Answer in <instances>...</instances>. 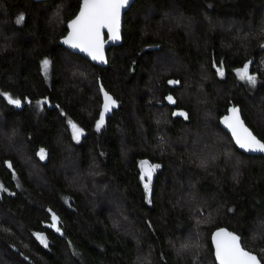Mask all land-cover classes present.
<instances>
[{"label": "trees", "instance_id": "obj_1", "mask_svg": "<svg viewBox=\"0 0 264 264\" xmlns=\"http://www.w3.org/2000/svg\"><path fill=\"white\" fill-rule=\"evenodd\" d=\"M80 1L0 0V264H216L218 227L260 259L264 157L219 118L238 106L264 142V0H134L104 66L58 44ZM104 92L117 106L97 131Z\"/></svg>", "mask_w": 264, "mask_h": 264}, {"label": "snow or ice", "instance_id": "obj_2", "mask_svg": "<svg viewBox=\"0 0 264 264\" xmlns=\"http://www.w3.org/2000/svg\"><path fill=\"white\" fill-rule=\"evenodd\" d=\"M129 3V0H83L79 15L76 16L69 24L71 32L65 39V43L74 48H80L82 51L88 53L94 60L104 62L103 48L106 41L102 38L101 30L106 28L108 30L109 40L120 39V14L121 10ZM25 17L21 14L16 23L21 24ZM247 62L242 68L237 69V76L241 81H247L248 84L255 86L257 78L255 75L249 74V65ZM50 66V61L45 59L42 61V70L47 74ZM220 76L224 75L223 65L217 69ZM169 83H177L176 81H169ZM103 91V89H101ZM5 99L9 104L20 106L21 99L13 98L7 93H3ZM167 100L170 103H175L173 97L168 96ZM37 101V104L46 103ZM117 106V101L114 100L107 92H104L103 109L100 113L99 119L96 121V129L99 131L105 123V115L112 111ZM231 116L225 117L224 123L231 129L232 135L236 143L246 151L264 152V142H261L255 135L249 131L241 121L239 116V109H230ZM184 115V113H179ZM176 115V113H174ZM69 125L72 130L73 138L79 140L83 135L81 129L76 123L69 120ZM41 159L45 158V150L41 148L38 153ZM10 166V165H9ZM160 167L158 164H149L147 160L140 162V179L143 181L145 192L150 195L153 174ZM15 175V174H13ZM0 190L6 191L2 185ZM150 202V201H149ZM60 218L53 212L51 215L50 227L57 232L61 231L58 226ZM37 238L40 243L47 246V239L42 233H37ZM215 241V256L218 264H261L264 255L260 259L256 255L245 251L241 247L240 238L224 229L219 230L214 234Z\"/></svg>", "mask_w": 264, "mask_h": 264}, {"label": "water", "instance_id": "obj_3", "mask_svg": "<svg viewBox=\"0 0 264 264\" xmlns=\"http://www.w3.org/2000/svg\"><path fill=\"white\" fill-rule=\"evenodd\" d=\"M34 1H43V0H34ZM133 1H134V0H129V3L125 6V8H123V9L121 10V14H120V25H119L120 39L115 40V41H113V40H109V39H108V30H107L106 28H104V29L101 30L102 38L106 41V43L104 44V48H103L104 62H100V61H98V60H94V59L92 58V56H90L88 53L82 51L80 48H74V47H72V46H70L69 44H66V43L64 42L65 39L69 36V33L71 32V29H70V27H69V24H70V22H71L72 20H74V19L76 18L77 15H79V12H80L81 7H82V2H83V0L80 1L79 8H78V11L76 12V14H75L71 19H69V20L66 22V25H65V27H66V32H65V34H64L62 37H60V38L58 39V44H60L63 48L69 50L70 52L77 53V54H79V55L85 57V58L88 59L92 64L99 65V66H104V65L107 63V54H106V52H107V48H108V47H111V46H117V45H119V44L122 42V27H123V18H124V14H125V12L128 10V8L130 7V5L132 4ZM234 107L237 108V109H239V116H240L241 121H243L244 126H245L246 128H248L249 131H251L253 135H255V133L252 131V129H251V128L245 123V121H244V119H243V117H242V114H241V110H240V108H239L238 106L234 105V104H231L230 106H228L226 113H224V114L219 118V125H220V127H221V128H222V129H223V130L229 135V137L231 138L233 144L235 145V147H236L240 152H242V153H244V154H246V155H262V156L264 157V152H252V151H246L245 149L241 148V147L236 143L235 138H234L233 135H232V131H231V129L227 126V124L224 123V119H225V117H229V116H231L230 109H232V108H234ZM255 136H256V135H255ZM256 137H257V136H256ZM257 139H259V138L257 137ZM259 140H260L261 142H263L261 139H259ZM149 164H150V163H149ZM156 171H157V170H156ZM155 173H156V172H155ZM155 173H154V174H155ZM154 174H153V178H154ZM221 229H224L225 231L229 232V231H228L226 228H224V227H218V228H215V229L211 232V234H210V242H211V246H212V249H213V256H214V260H215L216 264H218V261H217L216 256H215V241H214V234H215L216 232H218L219 230H221ZM232 234H234V233H232ZM234 235H236V234H234ZM236 236H237V235H236ZM241 247H243L242 244H241ZM243 248H244V247H243ZM244 250L250 252L252 255H256L255 253H253V252H251V251H249V250H247V249H245V248H244ZM256 256H257V255H256ZM257 258H258V256H257ZM258 259H259V258H258ZM261 264H262V262H261Z\"/></svg>", "mask_w": 264, "mask_h": 264}, {"label": "rangeland", "instance_id": "obj_4", "mask_svg": "<svg viewBox=\"0 0 264 264\" xmlns=\"http://www.w3.org/2000/svg\"><path fill=\"white\" fill-rule=\"evenodd\" d=\"M171 81H173V80H171ZM171 84H174V83H171ZM103 103H104V95H103V102H102V106H101V111H102V109H103ZM183 113V111H176V113ZM70 126V125H69ZM70 132H71V136H72V138H73V134H72V130H71V127H70ZM82 136V135H81ZM81 138V137H80ZM74 139V138H73ZM75 140V139H74ZM75 141H79V140H75ZM36 237H37V235H36Z\"/></svg>", "mask_w": 264, "mask_h": 264}]
</instances>
